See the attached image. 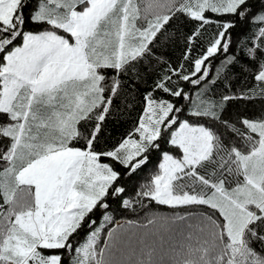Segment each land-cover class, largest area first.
Returning <instances> with one entry per match:
<instances>
[{
    "label": "snow or ice",
    "instance_id": "snow-or-ice-1",
    "mask_svg": "<svg viewBox=\"0 0 264 264\" xmlns=\"http://www.w3.org/2000/svg\"><path fill=\"white\" fill-rule=\"evenodd\" d=\"M153 2L160 11L150 2L142 15L139 0H0V264H112L106 253L121 242L119 226L99 247L113 220L109 197L133 211L137 203L146 208L145 199L207 209L171 218L197 221L188 224L175 264H264L253 246H264V114L223 119L230 101L264 98V0ZM177 14L196 24L184 56L191 67L169 65L155 84L167 98L147 93L133 132L98 150L122 77H139L137 65L155 55L152 46L161 34L167 39ZM237 23L254 29L238 47L255 66V84L217 100L211 88L238 62L230 54ZM213 24L207 47L192 59V46ZM177 80L199 90L185 91ZM161 141L174 151H163L135 200L123 199L115 165L130 178ZM152 253L143 252L138 264H154Z\"/></svg>",
    "mask_w": 264,
    "mask_h": 264
},
{
    "label": "trees",
    "instance_id": "trees-1",
    "mask_svg": "<svg viewBox=\"0 0 264 264\" xmlns=\"http://www.w3.org/2000/svg\"><path fill=\"white\" fill-rule=\"evenodd\" d=\"M139 3L142 10L141 14L143 15V10L150 2L139 0ZM224 19H227V17H224ZM139 23H142V21ZM195 27L196 24L187 16L177 14L167 25V39L161 34L156 44L152 46L155 55L147 57L137 65L139 77L131 72L122 77L121 90L101 126V132L96 142L98 150L112 148L123 138H126L129 133L133 132L145 106L144 97L147 93L152 92L158 99L167 98V94L160 90H155V84L162 78L169 65L179 67L183 64L185 69L191 67V62L185 61L184 56L189 51L187 37L193 33ZM25 28L34 30L35 26L26 24ZM215 30V24L208 26L203 35L196 40L190 50L192 59L198 57L207 47V41L212 38ZM252 31L254 29L250 23H237L231 30L233 44L230 54L231 52H235L238 62L227 67L220 75V78L217 79L209 92V95L213 98L219 100L223 95L239 93L254 86L255 81L252 73L255 71V66L242 54L238 47L240 41L244 40ZM223 56L224 54L221 53L212 60V77L217 75L216 68L221 66ZM157 58L162 59L158 60ZM176 82L185 91L192 94H195L199 90L197 86H193L187 82L181 80H177ZM183 103L187 104L186 101ZM262 114H264V98L232 100L225 107L223 119L235 121L238 117L247 116L255 118ZM207 123L212 124L213 122L208 121ZM213 126L219 128L221 132L226 133V130L221 128L220 125L213 124ZM226 135H230V133H226ZM0 143H5V141H0ZM78 143L83 144V141H79ZM163 151L172 152L174 149L164 141H161V150L151 153L150 162L130 178L125 174L123 167L115 165L117 170L121 172V179L118 183L126 189L123 199H136V193L140 191L141 185L149 182L151 175L158 170ZM108 202L110 204L109 212L113 216V220L102 230V239L99 242V247H105L103 239L107 238L108 229H115L119 226L121 231L117 235L121 242L116 248L106 253V258L112 264H118L115 259L122 260L119 256L123 252L124 256L122 257L126 258V264L129 261H131V264H138L142 259V253L148 249L153 250L152 260L154 264H161V262L162 264H175V261L183 258L185 252L187 242L184 236L191 231L188 228V224L194 225L197 221L191 219L173 223L171 218L176 213L187 214L200 210L207 211L206 208L201 209L200 206L173 209L166 205H158L154 201L147 199L143 201L147 205L146 208L141 207L137 203L133 211L132 208H124L121 201L113 197H109ZM94 218L99 223L102 218L101 211H97L94 214ZM149 219H154L155 222L149 224ZM84 235L85 230L82 229L80 237L83 238ZM193 243H195V240ZM253 246L258 252L264 253V246L261 244L255 243Z\"/></svg>",
    "mask_w": 264,
    "mask_h": 264
},
{
    "label": "rangeland",
    "instance_id": "rangeland-1",
    "mask_svg": "<svg viewBox=\"0 0 264 264\" xmlns=\"http://www.w3.org/2000/svg\"><path fill=\"white\" fill-rule=\"evenodd\" d=\"M147 2H151V3H153V10L152 11H160V9L156 6V4L153 2V0H146ZM162 160V159H161ZM161 162V161H160ZM122 256H124V252L121 254V256H119V258L121 257L122 258V260H120V259H115V261H116V263H118V264H123V263H125V260H126V258H123ZM126 264V263H125Z\"/></svg>",
    "mask_w": 264,
    "mask_h": 264
}]
</instances>
